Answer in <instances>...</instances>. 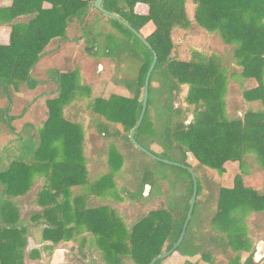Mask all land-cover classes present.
<instances>
[{"label":"trees","instance_id":"16d2710c","mask_svg":"<svg viewBox=\"0 0 264 264\" xmlns=\"http://www.w3.org/2000/svg\"><path fill=\"white\" fill-rule=\"evenodd\" d=\"M94 1L11 0L0 8V26L11 30L9 44L0 46V101L6 103L0 108V264L36 257L37 250L28 252L30 237L49 242L43 250L52 251L84 233L81 244L99 252L104 264H151L182 232L194 190L188 169L196 200L173 254L206 264H255L264 234V0L103 1L118 19L91 9ZM138 4L148 13H138ZM188 37H199L208 54L189 49L191 56L181 58ZM56 39L85 42L88 82L70 62L65 72L35 70ZM153 53L134 139L174 165L129 139ZM111 63L108 82L127 96L93 98L92 79ZM184 87V104L177 105ZM36 89L56 95L46 102L47 120L17 132L13 123L27 111L17 94ZM77 117L87 119L86 128L71 122ZM228 162L238 166L231 188L218 178ZM41 178L44 186L32 194ZM77 187L84 194L72 199ZM28 201L41 211L24 214ZM150 203L156 207L146 210ZM116 205L130 212L118 215Z\"/></svg>","mask_w":264,"mask_h":264},{"label":"rangeland","instance_id":"374dc122","mask_svg":"<svg viewBox=\"0 0 264 264\" xmlns=\"http://www.w3.org/2000/svg\"><path fill=\"white\" fill-rule=\"evenodd\" d=\"M193 9H194V6L187 5V12L191 18L193 15ZM153 29H154V26L152 24L148 25L144 29L145 35H148L150 32L153 31ZM175 38L177 37L175 36ZM201 43H202V40L199 37L186 38L185 42L182 45L183 47H182V53L180 54L181 55L180 57L184 59L186 56H183V53L187 52L189 49L191 51H197L203 54H208L206 51L203 50V48H201ZM84 48H85V42L83 40L79 41L78 43H70V42L66 43L65 48L62 50L58 49L56 42L54 43L51 42V44L47 48V55L44 56L37 63L36 66L38 69H47L53 66V69L60 68L61 70L66 71L68 68V63L70 62L71 66L79 67L80 71L83 72L84 78L86 79L85 81L88 82V79L91 78V76L90 74H88L89 72H87L88 70L86 69L87 62L86 60H84V57H85ZM191 51H188L190 56L192 53ZM103 70H104L103 76L98 77V78L95 77L94 79H92L93 80L92 82L94 84L92 91H91L92 97L93 98L108 97L110 94L127 96V93L124 89L117 88V87L113 88V86L108 82L110 74H113L115 72L114 64L111 63V64H107L104 67H100L99 71H103ZM109 85H111V88H108ZM187 90H188L187 87L183 88L182 95L176 101L177 105L184 104ZM37 95H38L37 92H32L26 95L25 97L26 99H32V98L34 99L35 97H39ZM39 99L41 98L39 97ZM81 103L83 105H86L87 103H89V100L82 99ZM0 105L3 106V104H0ZM39 109H40V103L38 102L37 105L35 106V110H39ZM27 120H28V117H27ZM25 122L26 120L16 123L15 124L16 128L20 129ZM78 122L81 123L82 125H85V123L87 122V119L80 117V119H78ZM189 163L193 166L196 164L195 161L190 157H189ZM226 168H227L226 173L220 178L222 180V184L225 187H231L233 184L234 176L237 174V171H238L237 164L232 163V162L227 163ZM147 188L145 191V195L149 193V188L148 190ZM71 191H73L72 199L84 194V191L80 187L74 188V190H71ZM90 204H91V201H88L87 205H90ZM154 205L155 203L148 204L146 207V210L156 207V205L155 206ZM26 208L32 209V212H27V213H35V212L41 211V209L36 208L35 206L30 205V204H27ZM114 209L118 215L124 213L125 211H127V214L130 212L129 211L130 208L127 207V209L126 208L124 209V207L121 205H116ZM128 217L129 219L127 220V223H131L132 216H128ZM84 236H85V233L80 235L77 241L76 242L74 241L73 246H70L69 247L70 249L68 248V250L65 251L64 253L65 256L63 258L64 262H67V264H104L103 259L99 252L95 250L91 252L87 249L85 245L81 244V239ZM260 242H264V236L260 239ZM31 250H37L38 255L34 257L33 259L26 257L25 264L54 263L53 261H54L55 249H53L52 251H44L41 247L40 249L34 248V246L30 245L29 243L28 252H30ZM191 259L193 258L182 257L180 254L175 253V254H172L170 257L166 258L163 264H189L190 263L189 261H191ZM198 262H200V260ZM58 263H61V262H58ZM122 264H133V263L128 259H124L122 261Z\"/></svg>","mask_w":264,"mask_h":264},{"label":"crops","instance_id":"0c3cea01","mask_svg":"<svg viewBox=\"0 0 264 264\" xmlns=\"http://www.w3.org/2000/svg\"><path fill=\"white\" fill-rule=\"evenodd\" d=\"M189 3V4H188ZM188 3H187V5H190V6H193V4L190 2V1H188ZM11 5V0H0V8H6V7H9ZM49 6L48 5H44V8H48ZM136 11L138 12V13H140V14H147L148 13V7L146 6V5H143V4H138L137 6H136ZM10 33H11V30H10V28L9 27H1L0 26V46H7L8 44H9V39H10ZM51 42H56V44H57V46H58V49L59 50H62V49H64L65 48V46H66V43L65 44H61L60 43V41L58 40V39H56V40H53V41H51ZM67 43H69V42H67ZM70 43H74V42H70ZM51 44V43H50ZM49 44V45H50ZM48 45V46H49ZM48 46H47V48H48ZM47 48L45 49V55L44 56H46L47 55ZM43 56V57H44ZM42 57V58H43ZM41 58V59H42ZM40 59V60H41ZM50 69H53V66L51 67V68H47V69H38L37 68V66H35V70L37 71V72H45V71H47V70H50ZM58 70L60 71V72H65V70H61L60 68H58ZM81 74H83V72L81 71ZM82 77H84V76H82ZM85 79V78H84ZM46 85H48L47 83H44L41 87H45ZM108 88H111V85H109L108 86ZM113 88H116V87H113ZM32 92H37L38 93V95L37 96H39L41 99H39V97H35L34 99L32 98V99H26V95H28V94H30V93H32ZM55 94H53V93H46V92H41L39 89H36V90H34V91H29V92H26V93H20V94H17V97L19 98V99H22L23 101H25V103H27V111L25 112V114H24V116L21 118V119H19V120H16L14 123H13V126H14V128L16 129V131L17 132H19V131H21V129H22V127L24 126V124H26V123H33V124H35V125H37V126H39V127H41L42 126V124L47 120V115H48V108H47V104H46V102L48 101V100H52V99H54L55 98ZM40 103V109L39 110H35V106L37 105V103ZM0 104H3V106L2 105H0V108H2V107H5V105H6V103H5V101H0ZM249 106H252V105H249ZM27 117H28V120H27ZM78 119H80V117H77L76 119H72V123H79L78 122ZM23 120H26V122L23 124V126L19 129V128H16V123H18V122H22ZM86 126H87V122L85 123V125H83V128H86ZM86 138H87V136L85 135V138H84V140H85V142H86ZM228 163H230V162H228ZM227 165V164H226ZM226 165H225V169H226V171H227V168H226ZM89 168H90V166H87V169L89 170ZM237 169H238V166H237ZM226 173V172H225ZM224 173V174H225ZM237 173H238V171H237ZM223 174V175H224ZM222 175V176H223ZM235 177V176H234ZM219 178V180L221 181V183H222V180H221V178L220 177H218ZM234 180V179H233ZM44 184H45V182H44V179L43 178H41V179H37V182H36V184H35V186L33 187V189H32V191H31V193L32 194H36L43 186H44ZM223 185V184H222ZM233 185V184H232ZM224 186V185H223ZM225 187V186H224ZM232 187V186H231ZM231 187H226V188H231ZM71 190H74V188H72ZM73 192V191H72ZM72 195H73V193H72ZM27 204H30V202L28 201V202H26V204H25V208H24V214H30V213H27V212H32V209H27L26 208V205ZM30 205H32V204H30ZM32 214V213H31ZM79 236L80 235H78V234H75V235H73L70 239L71 240H63V241H61L56 247H55V253H54V263H51V264H67V262H64V253H65V251L66 250H68V248L70 247V246H73V244H74V241L76 242L77 241V239L79 238ZM264 236V234L260 237V239L262 238ZM260 239H259V241L256 243V250H257V248H258V245H259V243H263L264 244V242H260ZM29 243H30V245H32V246H34V248H39L40 249V247L43 249V247L44 246H48V245H51L49 242H45V243H43V244H41V245H39V244H35V241H34V239L32 238V237H30L29 238ZM38 246V247H37ZM40 246V247H39ZM70 249V248H69ZM71 250H73V249H71ZM255 253H256V251H255ZM243 257H245V256H243ZM193 259H191V261H189L190 263L189 264H195V263H198V264H206V263H204V262H198L199 260H200V258L199 257H192ZM262 261H264V259L262 260ZM261 261V262H262ZM58 262H61V263H58Z\"/></svg>","mask_w":264,"mask_h":264},{"label":"water","instance_id":"95a60500","mask_svg":"<svg viewBox=\"0 0 264 264\" xmlns=\"http://www.w3.org/2000/svg\"><path fill=\"white\" fill-rule=\"evenodd\" d=\"M105 1V0H95L91 6V9H96L98 11H100L101 13L105 14V15H109L113 18H116L118 19V17L108 13L107 11H105L103 8H102V2ZM127 26V24H125ZM128 27V26H127ZM137 37L144 43V45L151 50V47L150 45L147 43V41L140 35V34H137ZM156 60H157V55L155 53H153V62L148 70V73L146 75V79H145V83H144V94H143V103H142V111H141V115H140V118L137 122V124L135 125V127L132 129V131L130 132V135H129V139L131 141V143L136 147V149L146 153L149 157H152L154 158L155 160H159V161H162L163 163L165 164H172L174 165L173 163L171 162H168V161H164V160H160L154 156H152L150 153H148L147 151H145L144 149H142L135 141L134 139V134H135V131L139 128L141 122H142V119H143V116H144V113H145V110H146V106H147V98H148V85H149V79H150V76H151V73L154 69V66L156 64ZM177 165V164H175ZM188 171L190 172L191 176H192V179H193V183H194V190H193V195H192V198H191V202H190V207H189V211H188V214H187V217H186V220H185V223L183 225V229H182V232L180 234V237L178 239V241L175 243V245L173 246V248L168 251V252H165L163 254H161L159 257H157L156 259H154L152 261L151 264H155V262L159 261V260H164L168 257H170L177 249L178 247L181 245L183 239H184V236H185V232H186V229L188 227V224L190 222V219H191V215H192V211H193V207H194V204H195V200H196V179H195V175L194 173L192 172L191 169H188ZM148 190V188H147ZM264 259V244L263 243H259L258 245V248L256 250V253L254 254V257H253V262L255 264H260L261 261Z\"/></svg>","mask_w":264,"mask_h":264}]
</instances>
